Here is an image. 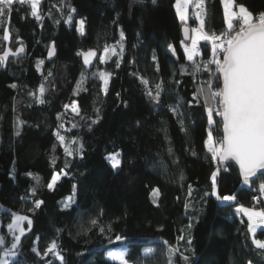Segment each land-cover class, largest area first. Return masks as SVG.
Instances as JSON below:
<instances>
[{"label": "trees", "instance_id": "1", "mask_svg": "<svg viewBox=\"0 0 264 264\" xmlns=\"http://www.w3.org/2000/svg\"><path fill=\"white\" fill-rule=\"evenodd\" d=\"M238 2L254 15L264 11V0ZM174 5L175 0H41L40 20L31 15L30 6L18 3L0 18V54L6 45L24 48L22 57L0 65V204L7 209L0 214V235L12 239L7 230L12 212L33 220L31 230L24 223L26 234L9 264H61L51 255L41 259L31 251L35 247L43 253L53 239L60 245L63 264H119L106 260L104 252L120 246L128 248L129 264H168V246L178 249L172 264H264V251L252 244L247 222L236 212L241 205L264 207L258 189L264 173L245 185L233 165L213 162L205 147L209 125L202 100L180 109L187 132L169 111L177 99L192 101L197 91L193 65L181 43L185 25ZM204 7L207 30L226 28L221 0H205ZM80 20L85 21L83 35L77 31ZM192 25L189 18V30ZM5 28L8 41L3 39ZM51 43L56 58L47 62ZM106 46L115 47L118 55L110 52L101 63ZM199 48L194 60L207 62L210 44L201 41ZM90 49L98 58L86 71L78 53ZM182 65L189 74H180ZM99 72L111 73L107 93ZM141 77L149 81L147 88ZM207 79L208 73L196 74L197 82ZM157 83L164 89L160 104L146 94H155ZM41 85L44 103L37 102ZM72 102L80 116L65 109ZM96 109L100 119L93 124ZM214 119L213 136L219 140L221 118ZM57 131L73 155L66 156ZM117 151L122 165L113 170L105 157ZM61 169L67 175L50 191L47 183ZM214 171L217 195H235L236 200L212 195ZM153 189L160 192L155 204ZM69 197L73 199L65 208ZM37 199L44 202L40 209H34ZM117 235L125 239L115 241ZM257 238L264 239V231ZM145 246L153 247L152 255H142Z\"/></svg>", "mask_w": 264, "mask_h": 264}, {"label": "snow or ice", "instance_id": "2", "mask_svg": "<svg viewBox=\"0 0 264 264\" xmlns=\"http://www.w3.org/2000/svg\"><path fill=\"white\" fill-rule=\"evenodd\" d=\"M15 3L21 6H30L31 15L37 20L41 19V0H0V18L4 17L6 13H10ZM221 3L224 8V24L226 28L217 31L215 29L207 30L206 28L207 22L205 17L207 12L204 7L205 0H175L174 7L176 15L185 25L183 29L184 39L191 41L190 45L184 44V41H181V43L184 46L186 59L192 62L193 65L191 74L194 83H197V91L194 93L192 101L185 102L177 99L175 104L169 105V111L177 118L181 126V131L187 132V129L184 127L185 113L181 112L180 109L184 106V103H187L188 108H192L200 105L202 100V106L207 114L209 125L208 136L205 140L207 151L211 153L213 162L223 163L227 160H234L239 165L243 183L248 185L250 178L256 177L257 172L264 169V11L254 15L247 6L239 3L238 0H221ZM189 5H193L195 9H199V11L194 13L199 25L191 29V35H189V28L187 27ZM72 11L75 10L72 9ZM70 22L71 17L66 23ZM76 23L78 25L77 31L83 35L85 21L80 20ZM120 38L121 41L124 39L123 32H121ZM3 39L5 41L10 39V32L7 28L4 30ZM201 41H205L211 45L212 59L207 62L196 63L194 58L200 55L199 45ZM123 50V45L121 44L120 54L123 53ZM168 50L173 55H176L175 49L171 44L168 45ZM23 51V46L17 48L15 52L6 50L3 55H0V65L4 64L10 56H16L23 53ZM110 52L111 55H118L115 47L109 48L106 46L104 48V55L100 57L101 63L105 62ZM53 54L54 49L49 51V57ZM78 55L83 56L84 64L87 66L91 63V58L95 56V52L89 50L88 52L78 53ZM153 59L155 60V55H153ZM39 63L42 64L43 61ZM211 65H215V68L213 69ZM117 67H119V61H117ZM201 71L208 73V79L197 82L196 74ZM180 74H189L183 65L180 68ZM81 75L83 79V73ZM110 77L111 73L99 72V78L103 81L102 90L105 93H107V85ZM214 80L222 81V83L217 84ZM141 83L146 88L149 85V81L142 77ZM176 83L179 84L180 81H176ZM12 87H15V85H12ZM155 89V94L151 90H148L146 94L155 104H160L162 101L161 93L164 91L162 84H155ZM39 92L40 96L37 97V102L44 103L45 101L41 98L45 92L43 85L39 88ZM117 95L119 96V93ZM64 107L65 109L70 108L72 113L77 116L81 115L76 102H72L70 105L66 104ZM96 112V119L91 121L93 124L98 123L100 119L99 109H96ZM214 116L220 117L222 122L223 136L219 140L214 139L213 136L212 128L217 124ZM18 123L23 122L20 121ZM59 127L62 128L63 125ZM162 131H164L167 137V129L164 128ZM54 135L59 141L60 146L64 148L66 156L73 155L74 150L69 147L65 136L61 135L59 131L55 132ZM75 142V140L71 141L72 144H75ZM169 153H171V148H169ZM193 154L195 155L194 152ZM105 159L110 163L113 170H119L121 168L122 160L120 152L109 153ZM65 167H67V163ZM217 174L214 171L211 177L212 195L216 196L217 200L225 202L236 200L235 195H217ZM61 175H67L64 169H61L59 173H53L51 180L47 183V188L50 191L55 189ZM33 179L37 183L40 182L39 176H33ZM181 180H183L182 175ZM258 189L259 193L264 195V181L258 185ZM191 193L192 189L189 186V197H191ZM32 195H35V191L32 192ZM152 196L153 203L155 204L160 196L159 190L153 189ZM72 199L70 197L64 203L65 208L70 206ZM43 203V200H35L34 209H40ZM187 208L188 204L186 202L185 209L187 210ZM34 209H29V211H33ZM236 212H242L247 217L248 231L253 237L252 244L256 249L264 251V239L257 238V229L264 227V209L256 210L241 205L236 208ZM25 222L27 224V230H31L33 226V220L31 218L16 212L11 213V222L7 224V230L12 239L7 241L4 236H0V246L5 247L3 255L0 256V264H9L6 258L17 255L22 243L21 238L26 234V228L23 226ZM95 223L96 221L93 220L92 224ZM124 239V237L119 235L115 237V241H122ZM180 239H183V236ZM112 242L110 240V243ZM9 243L10 247L7 246ZM167 243L165 241L166 245ZM188 244H191L190 239L188 240ZM31 251L41 259L51 255L61 261V264L64 262L60 245L55 239L48 244L43 253L35 247ZM177 251L178 249L173 246L167 247L168 264H172V257ZM152 253L153 249L149 248L144 252V255L150 256ZM128 254V251L125 249L118 252H110L109 257L112 260L118 261L119 264H129L126 259ZM183 259L187 262L188 257L183 256Z\"/></svg>", "mask_w": 264, "mask_h": 264}, {"label": "water", "instance_id": "3", "mask_svg": "<svg viewBox=\"0 0 264 264\" xmlns=\"http://www.w3.org/2000/svg\"><path fill=\"white\" fill-rule=\"evenodd\" d=\"M184 27H185V26H184ZM184 27L182 28V37H183V41H184V43H188L189 40H185V39H184V31H183ZM189 35H190V32H189ZM21 46H22V45H18L14 50H12V49H10V48L6 45L5 48H4V51H3L0 55H3L4 52H5L6 50H10V51H12V52H15V50H16L17 48L21 47ZM52 49H54V54H53L51 57H49V51L52 50ZM90 50L93 51V52H95V56H93V57L91 58V63L88 64L87 66L84 64V58H83V56L80 55V62H81V64H82L83 68H84L86 71H90V70H92V69L94 68L95 63H96L97 58H98V52H97L95 49H90ZM88 51H89V50H87V51H85V52H88ZM23 55H24V51H23V53H20V54H18V55H16V56H10L9 59H10V58L18 59V58L22 57ZM55 58H56V49H55L54 43H51V44L49 45L48 49H47V53H46V61L49 62V61L54 60ZM221 83H222V81H220V84H221ZM221 135L223 136L222 122H221ZM221 139H222V138H221ZM218 163H219V162H218ZM220 164H221V165H226V164H231V165H233V166L235 167V169L237 170V172H238V174H239V177L243 180V178H242L241 175H240L239 165H238L234 160H227V161H225V162H223V163H220ZM260 173H264V169L258 171L256 177H257ZM256 177L250 178V180H252V179H254V178H256ZM0 236H2V235H0ZM3 249H5V247H4V246H0V254H1V251H2Z\"/></svg>", "mask_w": 264, "mask_h": 264}, {"label": "rangeland", "instance_id": "4", "mask_svg": "<svg viewBox=\"0 0 264 264\" xmlns=\"http://www.w3.org/2000/svg\"><path fill=\"white\" fill-rule=\"evenodd\" d=\"M191 6V8H190V11H189V13H190V20H191V17H195V15H194V13L196 12V11H199V9H195L194 8V6L193 5H190ZM192 21V20H191ZM197 21V20H196ZM197 26L196 27H198V25H199V22L197 21ZM191 43V42H190ZM188 45H190V44H188ZM211 46V45H210ZM102 55H104V54H102ZM213 66H215V65H213ZM70 109V108H69ZM71 110V109H70ZM209 129V128H208ZM207 135H208V131H207ZM214 139H216L215 137H214ZM217 140V139H216ZM109 163V162H108ZM110 164V163H109ZM111 166V165H110ZM70 198V197H69ZM69 198H66L65 199V202L66 201H68L69 200ZM254 200H256V198H254ZM251 208H256V207H251ZM257 209V208H256ZM263 209V208H262ZM3 212H7V209L5 208V207H3L1 204H0V214L1 213H3ZM0 227H1V220H0ZM149 248H151V249H153V247H150V246H145L143 249H142V255L143 256H145L144 255V252L146 251V250H148ZM127 250L128 251V248L126 247V246H120V247H116V248H110V249H107L105 252H104V258L106 259V260H109V261H113V262H117V263H119L118 261H115V260H112L110 257H109V253L110 252H118V251H121V250ZM4 250L5 249H3L2 251H1V254H0V256H2L3 255V252H4ZM16 257V256H15ZM15 257H8V258H6L7 260H8V262L10 261V260H12V259H14Z\"/></svg>", "mask_w": 264, "mask_h": 264}, {"label": "crops", "instance_id": "5", "mask_svg": "<svg viewBox=\"0 0 264 264\" xmlns=\"http://www.w3.org/2000/svg\"><path fill=\"white\" fill-rule=\"evenodd\" d=\"M223 6V5H222ZM190 8H191V6L189 5V11H190ZM224 9V8H223ZM234 10H236L235 8H234ZM189 15H190V13H189ZM190 17V16H189ZM189 20V19H188ZM194 27H196V26H193L192 25V27H190V30H189V32H190V35H191V29L192 28H194ZM190 40H189V43L188 44H190ZM184 44H186V43H184ZM183 49H184V46H183ZM247 208H251V207H247ZM253 209H256V208H253ZM262 208H257L256 210H261ZM263 209H264V207H263ZM238 215L239 216H241L244 220H246V222H247V217L241 212V213H238ZM248 227V226H247ZM259 231H264V227H262V228H258L257 229V232H259ZM249 232V231H248ZM250 234V233H249ZM250 236L252 237V235L250 234ZM253 238V237H252Z\"/></svg>", "mask_w": 264, "mask_h": 264}, {"label": "built area", "instance_id": "6", "mask_svg": "<svg viewBox=\"0 0 264 264\" xmlns=\"http://www.w3.org/2000/svg\"><path fill=\"white\" fill-rule=\"evenodd\" d=\"M191 20H192V22H194L195 23V25L197 26V21H196V19H195V17L193 16V17H191ZM221 57H222V55H221ZM212 59V47L210 46V52H209V58H208V61L209 60H211ZM212 66V65H211Z\"/></svg>", "mask_w": 264, "mask_h": 264}]
</instances>
